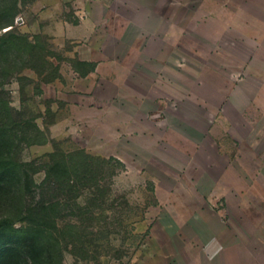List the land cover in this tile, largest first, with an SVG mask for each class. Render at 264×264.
<instances>
[{
    "label": "rangeland",
    "instance_id": "1",
    "mask_svg": "<svg viewBox=\"0 0 264 264\" xmlns=\"http://www.w3.org/2000/svg\"><path fill=\"white\" fill-rule=\"evenodd\" d=\"M116 1L120 8L122 0H0V229L1 240L17 247L19 264L155 261L176 244L178 231L195 226L172 220L188 216L198 198L199 212L244 231L249 245L257 240L250 234L264 230V215H255L264 214V200L248 189L264 186L254 174L264 168V141L256 157L227 163L184 157L172 140L170 101L150 102L153 91L133 84L123 60H83L122 49L110 36L114 15L101 9ZM82 20L93 22V40L77 29ZM85 62L96 64L93 73ZM203 170L228 186L242 180L250 198L244 216L234 187L228 204L194 188ZM258 192L264 198V189Z\"/></svg>",
    "mask_w": 264,
    "mask_h": 264
},
{
    "label": "crops",
    "instance_id": "2",
    "mask_svg": "<svg viewBox=\"0 0 264 264\" xmlns=\"http://www.w3.org/2000/svg\"><path fill=\"white\" fill-rule=\"evenodd\" d=\"M121 2L120 8L117 2L118 7L101 9L114 15L110 36L114 44L123 45L122 49L112 57L83 60H123V70L133 78V84L147 86L149 93L153 91L150 102L170 101L175 129L172 140L180 155L221 157L225 163L230 157H256L259 143L264 141V134L261 137L257 133L259 126L264 128V0ZM115 19L119 21L115 23ZM101 23L103 27L105 21ZM117 27L120 32H116ZM77 29L83 31V36L95 38L93 22L79 21ZM247 126L251 129L244 133L243 127ZM185 145L189 147L187 151ZM261 157L264 161V155ZM206 168L212 172L209 163ZM260 169L254 174H261L264 180V168ZM199 173L203 176L194 188L222 197L226 204L227 191L233 187L239 190L235 206L240 207L239 216H244L243 207L249 205L250 198L243 193L241 179L238 185L228 186L219 177L206 176L204 170ZM249 188L253 190L252 199L264 200L258 192L264 189L259 181ZM200 196L204 201L205 193ZM198 199L194 203L197 208L188 216L172 220L195 222L196 227L188 225L186 232L178 231L171 249L159 253L155 261L140 264H264L260 259L264 245H259L258 239V234L264 238V230L250 234L257 240L249 245L244 231L228 229L215 212H199ZM255 215L260 221L264 214Z\"/></svg>",
    "mask_w": 264,
    "mask_h": 264
},
{
    "label": "trees",
    "instance_id": "3",
    "mask_svg": "<svg viewBox=\"0 0 264 264\" xmlns=\"http://www.w3.org/2000/svg\"><path fill=\"white\" fill-rule=\"evenodd\" d=\"M85 64L89 65V69L87 72L94 70V66H95L94 64L86 63V62ZM87 72L84 74H87ZM2 236L3 234L1 233V229H0V264H19L20 255L17 250V247L10 244V242L12 241H2L1 240ZM30 246L31 248L35 247V243H32Z\"/></svg>",
    "mask_w": 264,
    "mask_h": 264
}]
</instances>
